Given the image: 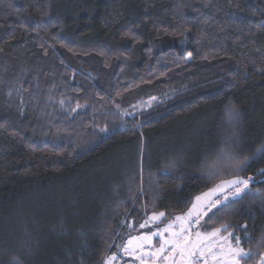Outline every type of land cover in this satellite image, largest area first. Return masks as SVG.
Returning a JSON list of instances; mask_svg holds the SVG:
<instances>
[{
	"label": "trees",
	"instance_id": "trees-1",
	"mask_svg": "<svg viewBox=\"0 0 264 264\" xmlns=\"http://www.w3.org/2000/svg\"><path fill=\"white\" fill-rule=\"evenodd\" d=\"M262 170L264 0H0V264H104L237 176L202 226L258 264Z\"/></svg>",
	"mask_w": 264,
	"mask_h": 264
},
{
	"label": "snow or ice",
	"instance_id": "snow-or-ice-1",
	"mask_svg": "<svg viewBox=\"0 0 264 264\" xmlns=\"http://www.w3.org/2000/svg\"><path fill=\"white\" fill-rule=\"evenodd\" d=\"M190 56L191 54H189ZM152 99L156 98L153 97ZM229 113L233 119L238 118L239 114L235 109H230ZM104 130L106 131V129ZM243 166L244 161H239L235 164V168L237 169ZM211 175H216V173L213 172ZM250 180L251 177L241 179L239 176L235 179H221L220 183L210 188L208 192L196 196L195 202L188 212L183 216H176L173 223L168 224L151 235L134 237L128 241V244L132 245L133 239L141 241L138 247L143 251L144 241L150 244L153 236H160L162 240L160 247L151 253L155 258L153 264H157V261L167 262V264H242L243 261V264H247L245 258L250 255V250L246 252L240 247V237L235 236L232 232H227V225L214 228L211 231H196L194 233L195 239L192 238V228L199 226L203 217L207 216L208 212L213 208H218L222 204L227 207L228 205L225 202L229 201L230 197L232 201H238L242 194H245V189L248 188ZM218 210L222 209L218 208ZM164 215V212L154 213L150 219L159 220ZM214 215L215 213H213ZM211 219L212 217H209V220ZM176 222H179V228L173 231V226ZM147 224L148 222L145 221L139 227L144 228ZM221 232H227V235H221ZM164 233H169L168 237H165ZM217 247H219V251L216 250ZM135 250V247L131 251L128 247L124 249L128 255H133ZM136 258H140L141 264H145L143 258ZM115 259L116 257L113 255L105 261V264H112V261ZM260 261L261 264H264V256H261ZM16 264H19V261Z\"/></svg>",
	"mask_w": 264,
	"mask_h": 264
},
{
	"label": "rangeland",
	"instance_id": "rangeland-1",
	"mask_svg": "<svg viewBox=\"0 0 264 264\" xmlns=\"http://www.w3.org/2000/svg\"><path fill=\"white\" fill-rule=\"evenodd\" d=\"M148 104H150V103H146L144 105V106H146L145 109L148 108ZM249 185H250V182H249ZM248 188H249V186H248ZM248 188L245 189V192L248 190ZM230 200H232L231 197L229 198V201ZM194 202H195V199L192 201L190 208L192 207V204ZM227 202H225V203H227ZM222 205H220V206H222ZM220 206H218V207H220ZM216 209L217 208H213L210 212H208V214L211 213L212 211L216 210ZM183 215H180V216H183ZM150 217H152V216H150ZM150 217L145 220L148 222L146 227L141 228V231L138 234H132V235L130 234L131 236H129V238H127L125 240L123 245L118 249L117 253L114 254L116 259L112 261V264H141V259L136 258V257L143 258V260L145 261V264H153V260L155 258L151 255V253L155 252L160 247V244L162 243L160 236H158V235L153 236L150 244L148 242L144 241L143 242V251H141L140 248L138 247V245L141 243V241L133 239L132 245H129L128 241L134 237H145V236L151 235L154 232H157L159 229L166 227L170 223H173L175 221V217L167 220L166 222L164 220V216L161 217L159 220H152V219H150ZM204 218H205V216L201 220L199 226L192 228V233H193L192 238L193 239H195L194 233L196 231H201V232L207 231L202 226ZM178 228H179V222L174 223L173 231L178 230ZM129 229L132 231V226H130ZM168 235H169V233H164L165 237H168ZM221 235H227V233L221 232ZM221 243H223V242H221ZM233 243H234V241H233ZM125 247H128L130 251L132 250L133 247H135L136 250L133 253V255H128L124 251ZM216 250L219 251V247H217ZM111 256H113V255H111ZM111 256H109V257H111ZM262 256H264V254ZM109 257L106 260H108ZM104 264H105V262H104ZM157 264H167V262L157 261ZM258 264H261V261H259Z\"/></svg>",
	"mask_w": 264,
	"mask_h": 264
}]
</instances>
